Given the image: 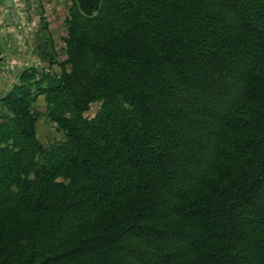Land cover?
<instances>
[{
  "label": "trees",
  "instance_id": "obj_1",
  "mask_svg": "<svg viewBox=\"0 0 264 264\" xmlns=\"http://www.w3.org/2000/svg\"><path fill=\"white\" fill-rule=\"evenodd\" d=\"M229 1L72 0L60 75L33 81L36 72L23 71V82L0 99V264H54L62 256L69 264H264V226L251 218L247 230L239 208L231 209L251 179L252 191L264 190V0L244 2L249 12L242 0ZM144 52L167 63L162 74L146 75ZM40 95L43 116L64 134L49 145L36 134ZM93 103L97 114L86 119ZM223 106L232 123L227 116L212 133L198 128L209 115L223 118ZM181 123L199 141L213 139L209 157L177 154L169 136ZM108 147L116 153L98 156ZM141 151L155 169L172 165L171 179L133 180ZM93 156L117 167L102 175L100 189L89 175ZM198 169L201 177L188 179ZM245 198L264 210V196ZM215 202L228 204L221 237L201 233L194 218ZM116 238L131 254H116ZM90 247L93 257H69Z\"/></svg>",
  "mask_w": 264,
  "mask_h": 264
},
{
  "label": "rangeland",
  "instance_id": "obj_2",
  "mask_svg": "<svg viewBox=\"0 0 264 264\" xmlns=\"http://www.w3.org/2000/svg\"><path fill=\"white\" fill-rule=\"evenodd\" d=\"M236 1L240 2L241 0ZM242 1V8L245 11H251V4H249V2L244 4V2H247V0ZM229 2H233V0H230ZM71 5L72 0H0V99L5 97L14 87L19 86V84L23 82L20 78V75L23 71H35L38 76H35L33 81L39 79V75L42 73L53 74L56 76L60 75L62 71L61 65L64 61L67 60V45L65 39L68 36L69 25L67 21L69 19V7ZM194 9L195 8L189 9V11ZM123 52L124 51H121V53ZM138 58L142 61V65L147 69V76H150L149 74L152 71H157L158 68L159 75L162 74L163 71L161 68H164L167 64L165 63V65H163L164 63L160 62H157L155 64L152 63L150 61L151 59L149 57V54L146 52H144L143 54L139 53ZM233 58L234 57L230 56L229 58L225 59L230 60ZM250 58L251 56H248L247 59L250 60ZM179 60L184 59L182 56H180ZM131 61H133V64L139 63L136 62L134 59H131ZM175 62L176 61H171L170 63H168V67H173L172 64H174ZM224 63H227V61H225ZM199 65H201V63H198L197 61L191 64V66L195 69H198ZM133 75L136 80H141L144 78V72H135L133 73ZM195 79L196 78L193 79V82H195ZM159 84H161L160 77ZM159 87L161 89V93L159 94L158 98L159 102H161L162 100H164L165 93L163 92L162 86ZM238 87L239 89H243V85H240ZM196 101L198 102V99H196ZM1 104L3 103H0V105ZM3 106L7 108V106ZM33 106L34 110L39 113V117L36 122V134L40 142L44 145H49L54 141L63 139L64 134L61 129L55 123H51L50 121H48L47 118L43 116L44 113H46L47 106L45 96L40 95L36 99ZM98 109L99 105L93 103L89 107V109L84 112L83 116L86 119L93 118L96 116ZM161 111H165L167 113V110L159 108V112ZM30 112L32 111L30 110ZM228 112L229 111L226 110V107L224 108L223 106L222 113H224L225 115L223 118H217L213 116L212 119V117L209 115L207 116V119H205L199 124L198 128H200V130L202 129L204 131L212 133L218 127L216 123L227 121V116L228 121L232 123L231 120L233 119V117L230 116ZM167 114H169L170 116L172 115V113L170 112H168ZM163 117L164 116L162 114H159V118ZM175 126L176 128L174 127V130L171 128L173 131H170L171 133L169 137L170 140H175V146L180 150H177V154L181 152L182 154L186 155L187 158L184 157V160L190 159L188 158V155H193L191 157H194L199 154H208L209 157L210 147L213 143V139H210V141L207 140L206 143H204V141L201 142L197 139L198 135L194 130L188 128L186 129V126H183L182 123L180 125L177 124ZM180 131L183 132L184 136L177 138L176 136L177 134H179ZM115 151L116 150H113L112 148L108 147L107 150H102L101 154H99L98 156L103 155L104 157L106 154L110 155L116 153ZM140 155H142V157L139 159L140 165L137 167V171L134 170L131 172V178L133 180L141 181V177H143L144 174L150 175L155 173L159 174V178H161V180L162 177H164L166 181H168V179H171L170 176H173L174 174V168L172 165L165 169H155V164L149 161L150 158L147 156V153L141 151ZM96 156H93L90 159L94 171L89 175L93 176L92 183L96 185L97 189H100L104 184L102 175L105 174L107 171L109 173L111 169L115 170L117 167H111L109 163L108 165L107 163H105V161H103V158L97 159ZM202 172L203 170L198 169V172L193 174L189 173L186 176L188 177V179H199L201 177ZM183 173L184 171L182 172V174ZM114 180H116V178H114ZM255 180L254 178L251 179L248 182L249 186H245L240 191L241 195L243 194V198L241 196L238 199L237 203H234L236 204V207L231 208L232 210L236 211L239 208L241 216L243 218L242 223L247 230H253L252 225H250L251 218L257 219L260 225L264 226V210L261 209L263 207L256 208L253 204H246L247 201L245 198V194L249 198L256 196H264V193H262V191L264 192L263 189H261V191L259 190V193L255 191L256 189L252 191L251 185L254 183ZM159 199L165 201L168 200L169 197L167 195H161V197L159 196ZM261 202L263 203L264 200H261ZM227 206L228 204H223L221 202L211 203L210 208L208 209V213L206 215H203L201 217H194L195 220H199L198 222H200L199 224H201L202 226L203 232L201 233H205L206 229H213L217 236L218 234L220 235V237L223 236V234L225 233V223L221 221L220 212L223 211V209H226ZM136 232L137 231L135 229L131 230L129 237L137 236ZM199 234L200 232L196 233V235ZM196 235L191 234V236L186 239L190 240V242H195ZM108 238L107 239L110 240L109 235ZM111 241L112 240H110L109 242ZM223 241L224 239L220 241L221 245ZM119 245L121 246V248L118 247ZM44 246L45 245L41 244V247ZM113 246H116L119 249L118 251H116V254H131L127 249H125L126 247L123 244V240L121 238H116L113 241ZM217 246L219 248V252L226 251L224 248H222V246L221 248L220 245ZM105 248L108 249V247ZM94 249L95 248L90 247L84 249L79 255H69V257L75 256V261H81L82 258L93 257L95 253ZM99 249L103 251L102 246H100ZM185 249H189V247H185ZM186 257L187 256H185V258ZM66 259L67 256H62L55 260L53 263L69 264L66 263ZM186 259L188 260L189 258ZM151 262H156V259L152 257ZM45 264H49V261L45 262Z\"/></svg>",
  "mask_w": 264,
  "mask_h": 264
}]
</instances>
